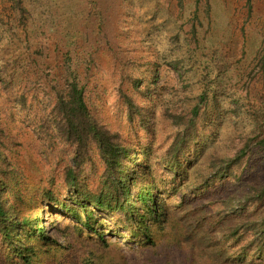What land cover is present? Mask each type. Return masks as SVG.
<instances>
[{"label": "rangeland", "instance_id": "rangeland-1", "mask_svg": "<svg viewBox=\"0 0 264 264\" xmlns=\"http://www.w3.org/2000/svg\"><path fill=\"white\" fill-rule=\"evenodd\" d=\"M29 56L42 69L36 80ZM51 71L59 80L75 72L87 84L92 112L146 155L162 189L159 201L169 209L165 223L153 225L159 242L153 253L131 238L121 213L91 208L110 245L103 248L90 231L78 234V220L49 208L42 222L45 235L62 247L53 252L56 262L76 264L92 243L122 264L149 258L158 264L162 243L175 256L172 235L210 215L222 224H203L183 242L193 237L205 249L201 264L221 262L227 254L218 239L227 227L264 218V199L253 191L264 185V0H0V107L13 113L7 121L24 144L18 162L28 192L51 177L59 185L73 164L55 127H33L35 111L16 101L22 93L29 103L34 97L50 103ZM124 93L132 99L130 112ZM202 95L209 105L187 133L185 119ZM177 134L187 141L177 155L185 178L161 164L173 157L168 151Z\"/></svg>", "mask_w": 264, "mask_h": 264}, {"label": "trees", "instance_id": "trees-1", "mask_svg": "<svg viewBox=\"0 0 264 264\" xmlns=\"http://www.w3.org/2000/svg\"><path fill=\"white\" fill-rule=\"evenodd\" d=\"M29 60L32 65L27 68L36 80L42 69L32 56ZM51 75L53 78L48 85L52 94L50 103L42 105L36 97L29 103L22 93L16 101L21 110L30 104L29 109L35 111L30 123L33 127L39 126L43 131L55 127L60 142L72 149L73 164L66 167L63 182L59 185L55 177H51L48 184L32 192L24 189L21 185L24 177L18 162L24 144L7 121L8 116L13 118V113L7 115V110L0 107V264H46L45 257L48 264H62L56 262L53 255L62 247L45 235L42 215L49 208H60L78 220V234L81 235L84 229L90 231L91 236H98L103 248L110 245L103 239L104 232L99 231V220L91 208L110 214L121 213L131 238L138 239L143 250H153L154 253L159 242L155 239L153 225L165 223L169 209L166 201H159L163 193L156 175L151 174L152 165L146 155L131 144L129 135L94 115L86 95L88 86L78 79L75 72H68L63 80H59L53 71ZM132 84L139 82L134 80ZM122 96L130 112L132 99L125 93ZM213 101L217 103L216 98ZM206 104L209 105V99L202 95L198 104L189 111L190 115L186 119L184 115L181 117V120H186L187 133ZM175 138L168 151L173 157L161 158V164L178 178H185L186 166L177 155L186 149L187 141L181 134ZM259 144L264 150V139ZM176 181H173V188ZM132 184L137 189L134 196ZM253 191L257 199H264V185L254 187ZM215 218L216 215L199 217L196 226L189 230L185 227L173 234L170 241L175 246L172 245L175 256H167V252H163L166 244L162 243L160 251L164 255L158 264H201V259H207L205 249L199 248L193 237L184 243L183 235L199 233L203 224L216 228L222 223ZM218 242L222 244L221 255H227L221 262L209 259L211 264H264V218L228 226ZM90 244L92 248L78 254L76 264L118 262L114 258H106L108 253L105 256L97 253L94 250L97 245ZM148 260L145 264L153 262Z\"/></svg>", "mask_w": 264, "mask_h": 264}]
</instances>
